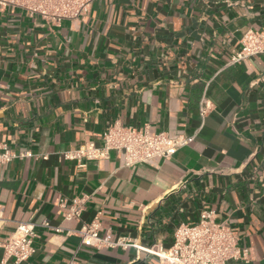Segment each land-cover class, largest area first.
I'll return each mask as SVG.
<instances>
[{
	"label": "crops",
	"instance_id": "crops-1",
	"mask_svg": "<svg viewBox=\"0 0 264 264\" xmlns=\"http://www.w3.org/2000/svg\"><path fill=\"white\" fill-rule=\"evenodd\" d=\"M263 27L264 0H96L59 25L0 10V143L28 152L0 171V260L31 220L36 252L21 264H161L134 246L83 245L77 231L99 216L102 234L168 249L181 223L214 210L250 249L229 264H264V53L230 63L244 32ZM116 122L196 138L132 166L115 150L64 157L102 146ZM77 197L85 208L66 219Z\"/></svg>",
	"mask_w": 264,
	"mask_h": 264
},
{
	"label": "built area",
	"instance_id": "built-area-1",
	"mask_svg": "<svg viewBox=\"0 0 264 264\" xmlns=\"http://www.w3.org/2000/svg\"><path fill=\"white\" fill-rule=\"evenodd\" d=\"M96 0H0V10H23L31 17L39 16L49 25H59L64 20H75L86 15ZM264 53V27L249 28L241 39V47L231 55L230 63L241 61ZM211 103L204 96L199 113L204 118L210 111ZM196 134H172L168 131H153L149 124L143 126L114 123L102 134L103 145L97 146L87 141L74 150L63 153L67 159L84 161L108 158L115 150L126 166L138 163H149L158 159L172 157L182 147L190 144ZM28 155V152H16L7 143H0V171L2 167L15 158ZM65 201L60 204L64 205ZM85 208V198L77 197L68 212L66 219H79ZM50 227L48 221L41 224ZM37 224L31 220L21 221L3 243L4 256L0 264H8L13 259L16 264L27 261L36 252L35 238L38 237ZM59 231L60 228H54ZM99 216L92 222L84 223L77 231L81 244L102 247L134 246L157 255L161 264H229L230 261L251 258L250 249L239 246V236L227 223L219 221L214 210H203L197 222L181 223L174 232L172 245L165 249L159 244L142 247L128 236L112 237L111 229L102 232ZM64 264H81L75 256Z\"/></svg>",
	"mask_w": 264,
	"mask_h": 264
}]
</instances>
